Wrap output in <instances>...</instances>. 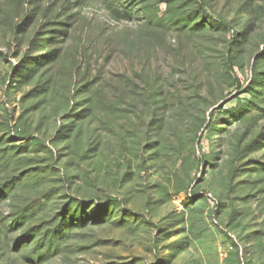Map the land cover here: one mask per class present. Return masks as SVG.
I'll use <instances>...</instances> for the list:
<instances>
[{"label": "rangeland", "instance_id": "obj_1", "mask_svg": "<svg viewBox=\"0 0 264 264\" xmlns=\"http://www.w3.org/2000/svg\"><path fill=\"white\" fill-rule=\"evenodd\" d=\"M0 264H264V0H0Z\"/></svg>", "mask_w": 264, "mask_h": 264}, {"label": "trees", "instance_id": "obj_2", "mask_svg": "<svg viewBox=\"0 0 264 264\" xmlns=\"http://www.w3.org/2000/svg\"><path fill=\"white\" fill-rule=\"evenodd\" d=\"M209 119H210V114H209V117H207L206 119H205V121L202 123V125L200 126V128H199V130H198V132H197V134H196V138L198 139L199 137H200V135H201V133H202V131L204 130V128L207 126V124H208V122H209ZM24 220L25 219H23V220H20V224L21 225H23L24 224ZM2 223H4L3 221H2ZM39 228H33V229H31V230H28V233H25L24 234V236H27V234H32V233H35V232H37V230H38ZM4 232V235H2V242L4 243V249L6 248V252L8 253V254H11V250H10V245H9V236L5 233V230L3 231ZM19 242H20V240L18 239V241H16L15 242V246L12 248V252H17V251H19Z\"/></svg>", "mask_w": 264, "mask_h": 264}, {"label": "built area", "instance_id": "obj_3", "mask_svg": "<svg viewBox=\"0 0 264 264\" xmlns=\"http://www.w3.org/2000/svg\"><path fill=\"white\" fill-rule=\"evenodd\" d=\"M230 249H232L231 246L228 247V250H230ZM218 252H219V255H220V256L225 255V252L222 251V249H221L220 247H219V251H218Z\"/></svg>", "mask_w": 264, "mask_h": 264}]
</instances>
